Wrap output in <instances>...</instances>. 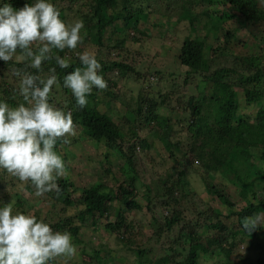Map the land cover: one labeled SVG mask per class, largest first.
Instances as JSON below:
<instances>
[{
	"label": "trees",
	"instance_id": "trees-1",
	"mask_svg": "<svg viewBox=\"0 0 264 264\" xmlns=\"http://www.w3.org/2000/svg\"><path fill=\"white\" fill-rule=\"evenodd\" d=\"M73 1L79 8L72 13L84 22L82 42L101 48L105 46V32L114 30L117 22L143 34L140 22H146L154 8L160 9L170 20L173 15L189 20L192 26L200 19L197 8L193 10L181 0ZM4 2L19 10L35 0ZM50 2L60 12V19L65 21L66 10L56 0ZM205 2L209 5L201 12L205 15L206 35L184 38L170 72L158 70L154 73L149 67L151 74L147 75L148 78L156 77L152 80L154 83L149 79L148 90L143 88L138 96L133 93L123 98L124 115L120 120L108 114L112 101L107 99L117 102L119 97L114 99L107 88L99 91L94 88L83 110L76 107L71 91L63 88V77L81 67L73 50H53L51 53L68 62L65 69H61L55 59L42 62L39 72L26 67V61L15 58L6 63L0 61V100L11 107L18 106L23 100L19 95L21 77L16 75L17 71L47 79L53 74L49 70L55 69L57 83L49 101L64 112H71L75 126L74 135L59 139L55 145V151L65 162V174L57 179L59 191L38 197V203L50 201L49 208L45 211L38 208V203L23 198L18 191L19 185H26L34 194L35 189L29 183L21 184L4 170H0V207L14 199V213L34 215L48 223L53 231L69 232L72 239H79L81 230L97 232L104 228L117 237V241L125 242L126 238L129 241L134 228L131 214L143 209L138 203V188L145 186L143 197L147 208H163L169 216L160 237L164 245L157 254L153 248L149 251L155 254L153 258L146 256L147 249L130 247L129 251L135 250L139 264H197L199 255L202 259L210 258V255L223 256L224 264H264L263 227L260 225L252 232L242 228L245 217L264 213V0ZM211 7L219 14L215 15ZM119 29L122 31L121 27ZM128 35L117 40L114 47L119 49L125 45L130 40ZM209 38L214 39V44L207 43ZM36 47L38 45H33L34 50ZM122 54L119 51L118 59L112 61L96 57L102 65L98 74L104 80L109 81L115 73L125 75L126 69L130 70L128 57H122ZM168 108L171 117L163 113ZM165 128L169 134L162 143L164 150L156 148L155 159L160 164V172L156 178L148 179L151 174L141 151L150 158L152 145L140 134L147 130L149 138L150 134H164ZM83 143H95L100 151L112 150L120 157L125 156V162H119L117 166L122 180L115 178L114 186L102 181L105 174L111 172L104 169L109 158L106 156L105 163H96L98 181L85 187L80 196L75 194L78 187L71 177L74 168L70 166V158L76 156L70 154L68 148ZM126 144L133 151L131 157L123 149ZM193 168L195 173L210 179V182H203L206 193H213L214 199L231 209L240 204V210L233 208V212L226 214L210 201H201L195 188L186 184L189 180L192 185ZM154 218L156 223L162 220L160 214ZM103 220H107L105 226L101 224ZM245 241L249 243V251L240 255V246ZM109 255L113 253L96 255L91 264H109L112 261ZM143 257L147 259L143 260ZM58 259L51 264H59ZM121 261L130 264L129 260L122 258Z\"/></svg>",
	"mask_w": 264,
	"mask_h": 264
},
{
	"label": "clouds",
	"instance_id": "clouds-1",
	"mask_svg": "<svg viewBox=\"0 0 264 264\" xmlns=\"http://www.w3.org/2000/svg\"><path fill=\"white\" fill-rule=\"evenodd\" d=\"M82 20L66 24L50 0H35L19 10L0 0V61L15 58L26 67L41 70L42 62L55 59L61 68L68 62L53 50H74L82 42ZM33 45L38 47L33 48ZM81 67L63 77V88L71 91L75 105L83 110L93 89L104 90L107 82L98 74L102 65L90 52L77 53ZM42 79L30 72L17 71L19 95L16 107L0 100V170L29 183L37 197L59 191L57 179L65 174V162L55 151L57 141L75 134L71 112L54 107L49 96L57 83L55 69ZM11 201L0 207V264H51L70 258L76 247L69 232L53 231L34 215L13 212ZM260 216L245 217L242 228L252 232L260 226Z\"/></svg>",
	"mask_w": 264,
	"mask_h": 264
},
{
	"label": "rangeland",
	"instance_id": "rangeland-1",
	"mask_svg": "<svg viewBox=\"0 0 264 264\" xmlns=\"http://www.w3.org/2000/svg\"><path fill=\"white\" fill-rule=\"evenodd\" d=\"M61 4V8L66 10L65 12V23L71 24L76 20H81L78 15H75L72 12H76L79 8V4H76L73 0H56ZM182 4L191 7L193 10L196 8V12L200 13L199 22H196L194 26L191 25L189 20L179 19L177 16L173 15L171 20L168 16L161 14V10L154 8L153 14L149 16L147 21L145 20L140 22L139 28L143 31V34L137 33L129 27H125L123 22L115 23L114 30H107L104 34L103 44L105 45L103 48L98 47L97 45H93L88 42H81L78 44L77 48L72 52L78 57L77 53L90 52L95 55V57H99L106 61H112L114 59H118V52L121 51L122 57L127 58V67L130 70L125 71V75L116 74L112 75V79L107 82V90L110 91V95L118 101L107 99V101H112L111 111H108L110 116H113L115 119L120 120L122 118L124 107L121 105L123 98L130 94H139V92L144 88V90H148L147 81L150 79L155 80V78L149 77L147 73L148 68L151 67L153 72H157L158 70L165 71L168 73L172 70V65L175 64L174 60L176 56L179 55L181 47L184 42V38L190 37L192 39L197 36L204 37L206 35V29L204 28V20L205 15L201 11H204L203 7L208 6L205 0H181ZM160 4V2H159ZM175 7L174 5H172ZM202 7V10H201ZM218 8V7H217ZM179 9V6H178ZM211 11L214 10L212 7ZM119 11V10H117ZM215 15H218V10H214ZM172 13V12H170ZM171 22V24H170ZM172 25L173 27H171ZM119 27H121L122 31H119ZM129 33V35H128ZM128 35L129 41L119 47H114L119 39H124ZM245 35V33H243ZM81 36L83 34L81 32ZM214 39H207V43L209 45L214 44ZM114 47V48H113ZM134 53L135 55H131ZM131 55V56H130ZM16 60V59H15ZM135 68L137 70H135ZM183 69V68H181ZM182 71V70H181ZM151 74V73H150ZM168 79L169 75H166ZM158 78V76H157ZM166 80V79H164ZM111 81V82H110ZM167 81V80H166ZM110 82V83H109ZM165 85V84H159ZM23 100H20V103H23ZM253 112V111H252ZM127 115L131 114L127 112ZM166 117H171V112L168 109L163 111ZM161 122L164 123V120L161 119ZM174 121V120H173ZM164 126V124H163ZM147 130L143 131L140 135L143 139H149L151 142V155L150 159L147 153L141 151V155L145 162H147V169L150 171V176L148 179L156 178L157 172H160V164L157 162L155 157H157V149L161 147V151L164 150L162 144L166 139V136L169 134V130L165 128L164 134L158 133L157 135L150 134L148 138ZM125 153L131 157L133 155V151L128 144L123 146ZM70 154L76 156V158H70V166L74 168L73 173H71V177L76 181L78 191L75 193L77 195H81L82 190L86 187H90L93 183L98 181L99 175L97 173L96 163L104 162L105 157L108 156L107 165L104 169L106 172L110 169L111 172L106 173L104 179L102 181L109 185L114 186L116 183V179H121L122 176L118 174V163H124L126 157H120L117 151L112 150H99L97 144H78L68 148ZM165 153V152H162ZM175 161V160H173ZM105 163V162H104ZM196 163V161H195ZM127 167V166H126ZM184 167V165H183ZM178 170H182V167L177 166ZM194 169V168H193ZM197 171V170H196ZM195 173V169L193 170ZM116 178V179H115ZM126 178V177H125ZM191 184L189 185L186 181V184L191 188H195L201 197L200 200L210 201L214 204L217 210H221L223 213H230L234 210H240V204L237 207H233L232 209L225 205L223 202L214 199L213 193L205 192L204 189V180L210 182L208 177H204L201 174L195 173L192 175ZM203 184V185H202ZM140 185V184H138ZM140 197L138 198L139 205L143 208L142 210H135L131 214V224L134 226L133 230L129 235V241L132 242L129 245V241L127 238L124 240L120 239L117 241L115 236L110 235L107 231L102 228L97 232H93L92 230H81L78 235L79 239H72L73 244L76 247V253L74 256L70 258H59V264H91L93 263V257L99 255L101 253H105L106 255L113 253V255H109L112 258L111 263L109 264H124L121 259L129 260L130 264H139L138 256L134 254L136 249H147L148 257H154L155 254L159 252L161 247L164 245V241L160 239L161 233L164 231L165 219L169 216V212L163 208H153L149 210L147 208V203L144 200L143 193L146 191L145 186H139ZM233 189V188H232ZM18 191L20 195L29 199L34 203H38V197L34 194V192L29 191L26 185H19ZM2 192V191H1ZM13 201H15L13 199ZM230 201V199H229ZM49 202H41L38 203V208H44L46 211L49 208ZM162 216V220L160 223L155 222V218L157 215ZM235 219L233 222L235 223ZM103 226L107 224V220H103L101 222ZM261 227L264 229V216L261 217ZM206 235L207 232H204ZM249 237V236H248ZM157 243H160V246H156ZM130 247L135 250H130ZM249 243L245 241V243L241 244L239 254H245L249 251ZM153 248L155 254H150V249ZM118 254L117 256L115 254ZM256 255V254H254ZM200 256V255H199ZM198 256L197 264H224V257H215L210 255L208 259H202ZM147 257H143V260H146ZM167 264V263H160Z\"/></svg>",
	"mask_w": 264,
	"mask_h": 264
}]
</instances>
